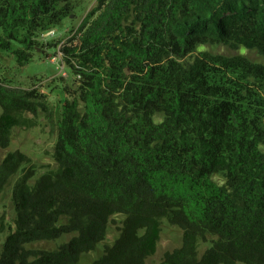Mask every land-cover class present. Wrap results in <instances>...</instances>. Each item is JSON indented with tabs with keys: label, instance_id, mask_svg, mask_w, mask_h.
<instances>
[{
	"label": "trees",
	"instance_id": "trees-1",
	"mask_svg": "<svg viewBox=\"0 0 264 264\" xmlns=\"http://www.w3.org/2000/svg\"><path fill=\"white\" fill-rule=\"evenodd\" d=\"M72 1L0 0V49L19 42L25 61L34 34L59 24ZM97 5L61 50L80 84L65 88L55 121L57 167L15 183L0 264H81L115 214L118 236L89 264H144L163 218L182 241L158 264H264V64L243 53L264 59V0ZM40 113L51 110L37 88L0 82V147ZM26 161L4 155L0 193ZM65 234L54 249L25 248ZM200 242L210 245L199 255Z\"/></svg>",
	"mask_w": 264,
	"mask_h": 264
},
{
	"label": "rangeland",
	"instance_id": "rangeland-1",
	"mask_svg": "<svg viewBox=\"0 0 264 264\" xmlns=\"http://www.w3.org/2000/svg\"><path fill=\"white\" fill-rule=\"evenodd\" d=\"M71 13L62 18L61 22L50 28L37 31L33 36L34 44L26 51L27 59L18 60V50L23 49V44L13 42L8 50L0 49V82L26 91L29 88H37L43 96V100L49 106L51 113L38 114L31 127L16 126L11 130L9 145L0 147V161L8 151L18 150L24 153L27 161L12 175L0 193V226L4 229H13L14 207L11 196L16 182H20L21 176L33 169V175L29 178L31 184L34 179L49 170L57 167L52 157L53 145L56 137L55 121L61 108V103L68 91L75 90L80 81L74 71L70 69L61 52L62 46L77 40L80 27L97 14V0H73ZM77 31L70 35L72 30ZM202 50L212 53L233 55L238 50H232L223 45H205ZM250 59L263 63L264 59L253 50H243ZM55 59H53V57ZM221 183L222 178L218 175L213 177ZM21 183V182H20ZM19 183V184H20ZM24 184L25 183H21ZM123 215H112L107 223L105 237L94 250L81 255L80 263L89 264L103 251L105 245L111 244L118 236ZM71 234H65L56 240H42L25 244L27 249H54L60 243L66 241ZM3 237H1L2 240ZM181 230L167 222L160 220L159 238L156 243L155 252L145 259L144 264H158L167 251H171L181 245ZM210 245V242L198 244L199 255ZM235 264H243L236 262Z\"/></svg>",
	"mask_w": 264,
	"mask_h": 264
},
{
	"label": "built area",
	"instance_id": "built-area-1",
	"mask_svg": "<svg viewBox=\"0 0 264 264\" xmlns=\"http://www.w3.org/2000/svg\"><path fill=\"white\" fill-rule=\"evenodd\" d=\"M77 29H78V28H76L75 30H72V31L70 32V35H72L73 33H75V32L77 31ZM55 57H56V56H54L53 59H55ZM77 77H79V75H77Z\"/></svg>",
	"mask_w": 264,
	"mask_h": 264
}]
</instances>
